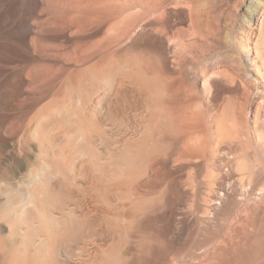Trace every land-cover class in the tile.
<instances>
[{"label": "rangeland", "instance_id": "rangeland-1", "mask_svg": "<svg viewBox=\"0 0 264 264\" xmlns=\"http://www.w3.org/2000/svg\"><path fill=\"white\" fill-rule=\"evenodd\" d=\"M209 1L207 0L210 5ZM233 1L235 2V0L212 1L218 2V9L216 3L213 6L214 12L211 13L217 12L215 15H211V18L215 16L212 18L215 21H211L214 29L216 27L220 29H216V32L213 30V36L219 33L218 38L214 36L216 40L211 39L209 40L210 44L207 43L208 46L206 44V47H201L203 50L201 52H205L204 54L199 52L198 48L195 49L198 52L190 49L195 52L190 51L191 56L190 52L188 53L189 50L186 51L188 55L185 57L186 54H184L183 59H180L181 62L180 60L179 62L184 64L187 61H183L188 56L190 57L186 59H190V61L188 60L191 63L189 66L192 67H188V70L192 69L189 70L192 72H189L190 74H193L194 70L195 72L198 71L197 69L200 70L199 67L208 61L206 59L210 57L209 55L213 56V53L216 55L215 52L231 62L223 61V59L222 65L233 66L234 60L239 64L240 51L234 41L235 35L232 36V33L238 32V30L235 31L238 28L231 24L226 27V24L231 22V16L228 13L234 7L232 6L234 5ZM203 2L206 1L203 0ZM257 2L258 0H245L241 11L245 15L246 22L250 23L249 14L257 7ZM218 16L223 17L224 21L220 22L217 19ZM61 17L56 15L54 8L52 9L50 0H0V203H5L6 206H4L9 209L8 217L12 222H15L13 218L17 216H20L21 220H25L24 222L22 220L26 224H22L24 229L22 230L25 233L23 235H25V250L28 256L40 253L43 255V252L46 251L47 264H100L101 262V264H250L251 262V264L260 262L264 264L263 212L259 205L255 203L248 205L242 200L246 191H264V100L260 102L259 117L255 121L258 124L254 123L255 127L250 124L247 128L248 133H244V136L241 135L242 138H238L239 142L233 139L231 143H220L212 153L203 155L207 157L203 158L204 163H201L204 161L201 156V158H197V156L196 159L193 157V161L202 159L200 163L193 162L186 157L192 163L187 165L189 160L186 158L182 162L181 159L177 160L179 153L182 152L181 146L178 148L181 152L177 151V143L181 145L182 141L179 137L181 134L177 133V130V132L174 131L176 129L174 121L177 120L171 119L170 122L168 119L172 117L171 113H166L167 110L174 107L168 109L162 105L161 108L163 107L164 110L160 111V106L155 105L156 102L159 103L156 101L158 96L152 98L151 94L145 95L148 91L145 92L141 87L144 92L138 91L140 90L139 86L132 83L127 77V73H132L136 67L140 73L143 69L146 73L142 72L144 76L146 75L145 77L137 69L135 70L137 72L134 73H138L139 78L143 76L144 79L140 78V80L144 81L146 78L149 79L147 76L151 74L149 69L151 67L155 69L157 66H153L160 65L161 62L164 67L162 65L158 67H162L161 69L165 72H161L162 70L157 68L160 71H157L158 74L160 73V77L161 73L168 76L176 68V73H174L178 74L174 76L178 77L177 79L180 81L188 72L186 69L188 64H181L182 68L178 67L179 62L175 63L178 59L177 57H175L176 60L174 57L172 58V49L170 50L166 44L167 40H163V44L165 43L163 45L158 35L150 28H146L143 32L140 31L141 33L133 35L135 38L132 37L133 40L131 39V42L126 44L122 50L123 53L121 52L122 57L121 54V58L119 57L122 61L120 63L123 65L125 61L130 64L132 60L135 63L138 62L137 65L131 62V66L127 67L126 63L127 66H122L127 69L117 72L116 75L115 73L111 75L112 79L116 76L115 80L108 78L107 81L112 80V83L106 82V80L105 82L108 84L101 83L106 78L103 76V70L99 71L101 68L98 70L95 67L94 70L89 69L94 65L95 57L94 61L90 60L92 66L89 68L87 65L84 67V63H80L85 60V57L87 59L86 55L91 54L90 50L89 54L87 50L83 49L86 48L85 43L94 41L95 38H99V35L88 33L89 23L87 24L88 20L86 19V22L83 16L79 18L82 20L78 21L79 24L76 22L79 27L76 25L73 29L71 28L72 30L69 28V20L67 21L64 16ZM171 18L170 24L167 25L169 35L184 26L183 29L187 28V24L176 17ZM218 21L226 31L222 30ZM215 22L218 24L216 25ZM67 25L68 28H66ZM34 42L36 47L29 45ZM211 42H213L212 45ZM156 44L159 47L158 52L155 51L158 48H156ZM204 47L205 49L209 47L211 50L206 52ZM165 48L166 52L164 53ZM161 54H164V57ZM219 55L216 59L218 62L214 60L218 64L222 59ZM81 57L84 59L83 61ZM204 58L206 59L202 60ZM98 60L96 59V62ZM139 61L143 64L140 65L142 68L139 66ZM75 63H79L81 67L77 64V66L74 65ZM150 63L153 66L150 67L152 65ZM236 63L235 66H238ZM133 64L136 67L131 68L134 66ZM244 65L242 63V66ZM146 66L150 68L146 70L148 68ZM167 67H171L170 70L173 71L169 72L166 70ZM128 68L133 70L129 72ZM179 72H182L181 78ZM134 73L132 74L136 75ZM163 75L162 79L165 78ZM167 76V80L171 78L169 81L173 83L174 76ZM123 77L128 78V85L126 84L127 79L124 81ZM167 80L163 79V81ZM178 80H175V83ZM179 81L178 83H180ZM175 83L174 86L178 84ZM166 84L168 85V83ZM169 84L171 85V82ZM136 88L139 89L136 90ZM160 95L167 98L162 91ZM160 95L158 97L161 99L159 104L165 99H162ZM143 96L155 99L153 101L157 112H153L154 107L152 106L154 105L152 103L154 102L149 100L150 97L145 98L146 101L152 102V105L149 103V107ZM158 98L157 100H159ZM232 100L235 107L242 108L241 104L244 103L242 99L232 97ZM166 102L168 106L169 104L171 106L174 101ZM176 107L178 108L179 105ZM152 108L153 110H150ZM253 110L257 112L254 107ZM163 111L168 114L167 118L170 113L168 119L163 115L165 114ZM162 112L163 114H161ZM154 118H156L155 122L152 121ZM56 122L62 123L59 129L54 126ZM169 122L173 123L171 124L173 130H171L176 137L171 134L172 131L168 127L170 126ZM251 128L258 129L263 138L260 140L256 136L251 137L249 133L253 130ZM153 130L155 134H153ZM249 136L252 138L251 140H249ZM248 140L251 142L249 143ZM234 141L239 144L237 145ZM123 147H126V151L128 149L135 151L139 147L133 153L138 152L139 156L141 155L139 153L142 152L144 156L143 161H141L142 156L138 157V160L141 159L139 165L136 164L137 168L131 170V166H128L131 171L126 169L129 172L124 173V177L119 175L118 171V174L114 173V169L117 167L113 160L117 153L120 154L118 157H124L123 154L126 151H123L125 150ZM240 147L243 149L239 150ZM223 151H228L231 155L234 154L235 161L232 164H226ZM152 153L154 154L151 155ZM135 154H133L134 160L131 159V156V161L137 160L136 156L134 157ZM127 155H131L129 151H127ZM215 155H217L216 158ZM151 159L152 161L154 159V164L151 163ZM174 159L177 160V165L173 162ZM147 161L152 164V167L154 165V171L148 172L146 169L148 165L145 168L142 167ZM169 161L170 163H168ZM122 169L125 168L122 167ZM241 169L243 172L245 171V174ZM116 170L124 172L121 168ZM225 174L230 175L226 176ZM217 176L219 181L223 176L224 181L222 180L220 183ZM212 178H214V182ZM238 178L240 181L244 180L240 182ZM229 182H234L237 189H235V184H232L234 187H228ZM239 183L242 185H238ZM239 194L241 196L238 197ZM11 215L14 217L11 218ZM42 219L48 223L53 222L50 229L54 228L53 231L46 232L40 229L37 233L35 232V228L38 227L37 225ZM0 223V225H4L5 233L7 221L3 222L0 218ZM48 233L50 234L48 235ZM42 239L44 241L46 239L47 247L43 246L42 248ZM39 243L42 244L39 247V249L42 248L41 251L46 248L43 252L37 253V244L39 245ZM257 250L259 253H256Z\"/></svg>", "mask_w": 264, "mask_h": 264}, {"label": "bare ground", "instance_id": "bare-ground-1", "mask_svg": "<svg viewBox=\"0 0 264 264\" xmlns=\"http://www.w3.org/2000/svg\"><path fill=\"white\" fill-rule=\"evenodd\" d=\"M50 1H52V9L54 8L56 10V15H59L60 18H62L61 16H64V18H66L67 21L69 20L68 21V24L70 23L69 24L70 30H72L73 27H76V25L79 27L78 21L81 20L79 18L80 17L82 18V16H83V18L85 17V19H84L85 21H86V19L88 20V22L86 21L87 24L89 23L88 24V28H87L89 31L86 29L88 31V33L90 32L93 35L94 34L95 35H99V38H97V39L95 38L94 41H91L89 43L88 42L85 43L86 44V46H85L86 48H83V49L84 50H87L88 52L90 50L91 54L89 52L90 55L89 56L86 55L87 56V59L85 57V60L82 59V57H81L82 61L83 60L84 61L83 62H80V63H84L83 64L84 67H85V65H87V67L89 68L90 66H92V63L90 64V62H91L90 60H92L95 57L94 59H95V62H96V59L98 60V58H99V60L96 63L93 62L94 65L92 67H90L89 69H91V68L93 69L95 67L96 69L101 68V70L98 69L99 71H102L103 70V72H104L103 76H105L106 78L103 81H101L102 80L101 79L100 80L101 83H103V82L104 83H106V82L112 83L111 81L116 77V76L113 75L114 78L113 79L111 78V75L113 73H115V75H116L117 72H119L121 70H124V69H127V67H130L131 66V62L135 63V61H133V60L130 61L129 60L130 61V64L127 63V61H125L124 65L121 64L120 62H122V61L120 60V58L122 57V53H123L122 50H123V48L126 46V44L129 41L131 42L132 37L135 38L133 35H136V33L140 32V31L143 32V30H145L146 28H150V30H152L156 35H158V38H159V40H160V42L162 44H163V40H167L166 44L168 45V47H170V50L172 49V58L174 57V59H175V57H177V59H178V61H175V63L176 62L178 63L180 59H183V55L184 54H186V55H184L185 57L188 55L186 51L189 50L188 53L190 51L192 52V50H190V49H193L195 51V49L198 48V50L200 49L199 52H201V50H202L201 47L202 46H205L207 43L210 44V41L209 40H211V39L216 40L215 38H218L217 35L219 34L218 33L216 36L214 35L215 36V38H214V36H213V30L215 31L216 29H219V28L215 26L216 29H214V27H213L214 25H212L213 24L212 21L214 20L212 18H214L215 16L214 17L212 16V18H211V15H215L217 12H215V14H211V13L214 12L213 6L216 3H217L216 4L217 5V9H218V2L214 3V2H212L213 0L212 1L211 0L209 1L208 0L211 3L210 5L208 4L207 0H205L207 2V4H205L206 2L204 3L203 0H50ZM216 1H218V0H216ZM235 2H236V0H235ZM235 2H234V5H232L234 7L232 8L231 12L230 11H228L230 13L227 12L228 15L230 14V16H231V22H229L228 19H227V21L229 23L226 24V27H227V25L229 26V24H231V26L233 25V27H237L238 28V29L235 28L236 30L233 28L235 31L238 30V32H235L233 30L235 33H232V36H233V34L235 35V40L234 39L233 40L236 41L235 44H237V46L239 47L240 56L237 53L238 56H239V59H238L239 60L238 61L239 64H237L236 63V60H234V62H232V64L234 63V65L231 66L230 65L231 62L229 60H227L226 58L225 59L222 58L221 55H219V54L218 55L222 59L220 58L221 59V62L218 64L217 63L218 60H216L217 57H218V55H217L218 52H215V54L217 56L214 55V53H213V56L212 55H209L210 57L208 59H206V58L202 59V60H205L206 59L208 61H206L205 63H203L201 65V67H199L200 70L197 69L198 70V71L196 70L197 72H195V70H194L195 73L193 72V74H190V73H192V72H190L192 69L189 68L190 71L188 70V67H191V66H189V64H191V63H189L190 59H188L189 61L186 60L187 58H190L188 56L183 61V62L187 61L184 64H188V65H186L187 66L186 69H187L188 72H186V73L184 72L185 75L183 77L181 76L182 72H179V74H180L179 77L181 76L183 78L182 79L180 77L181 78L180 81L177 79L178 77L175 78V76H174V75L177 76V74H178V73L175 74L177 69L176 68L174 69V66H173V69L175 70L174 71L175 73H174V72H170V71H173V70H170L171 67L170 68L167 67L166 70H169V72H170V74L168 76H171V77L174 76V78H173L174 80L172 79L174 81L173 83H172V81H169V80H171V78H168V80H167V78H166L167 74L164 73V75H163V73H161V77H160V73L159 74L157 73V71L160 72L159 70L162 67H164V65L161 64V62H160L161 60L160 59H159L160 60L159 61L160 62L159 64L162 65L161 68L158 67V66H160V65L157 64L158 62L156 63L157 65H155V66H153L152 63H150V64H152V65H150V67L151 66H153V67H156L157 66L155 68L156 70L153 69L152 67H151L152 68L151 69L149 66H146V67H148L146 70H148L150 68L149 69V72L151 73L150 75L149 74L147 75V76H149L148 77L149 79L146 78V80H149L148 82L146 80L141 81L146 76V75L144 76L145 70L144 71H143V69L141 70L142 66H140V65H143V64H141L142 62L139 61L140 62L139 66L141 67L140 68L141 73L144 72V73H142L144 77L143 76H142V78L140 77L141 80L138 77L140 75H137L138 73H134V72L139 71L138 70V67H136L134 64H133L134 66L132 65L133 67H131V68L136 67L135 70L137 69V71H135V70L132 71V73H134L136 75H133L130 72L133 69H131V68L129 69L128 68V71L130 73H127V77L132 81V83H134V85L135 84H136V86L138 85L139 88L141 87L145 92L147 90L148 93H145V95L151 94V97L152 98H154V97L156 98V96L159 97V95L161 94V91H162L167 96V98H166L164 95H160L162 97V99L165 98L164 100H162L164 103H165V101H168V100L169 101H172V102L173 101L174 102H177L176 104H173L174 102L171 103V106L172 107L170 106V104L168 106V104L166 102L165 103L166 106H165L164 103L162 104V101H161V104H159L161 99H159L158 97L157 98L159 100H157V98H156V101H159V103L156 102L157 104H155V102H154L155 99H153L154 100L153 101L150 96H145V98L146 97H148V98L150 97L149 100L150 101L152 100V102H154V103L151 102L153 105L154 104L156 106L159 105L160 106V111L163 109V107H168V109L174 107L173 109H169V111L166 108V110H167L166 113L167 112H170L171 113V116L172 117H170V119H168L169 116H170V113H169L168 118H167V115L168 114H166L164 111L163 112L165 114H163V112L161 114H163L164 116H166V118L169 121L171 119L173 121L174 120H177L176 122L174 121V123H175L174 126H176L175 127L176 129L174 131L175 132L178 131L177 133H180L182 135V137H181V135H179V137L182 139L181 145H180V143L179 144L177 143V146H178L177 147V151L178 150L180 151V149L182 151V152L180 151L181 153H179V157H178L177 160L181 159V162H182V160L185 161L184 158H186V157L189 158L192 161H193V157H195L194 159H196L197 156H198L197 158H199L201 156L202 159L203 158L206 159L207 157L203 156L205 153H208V154L212 153L213 149L215 147L218 148V145L220 143L221 144L223 142H228V143L230 142L231 143V141H233V139L238 140V138H242L241 135L244 136V133H248L249 130L247 128H248V126H250V124H252L253 126H254V123L258 124L255 121H257V119L259 117V110H260V107H261V105H260L261 103L260 102H263V100H264V3H263L264 0H258L257 7H256V4H255V7L256 8H254L253 11L249 14V16H250L249 17L250 23H249V21L248 22L245 21V19H244V16L245 15L241 11L242 10V7L244 6L243 4H244L245 0H237V2L236 3ZM212 3H214V4H212ZM250 7H252V6H250ZM171 17H176V19H178L181 22L187 24V28L183 29L185 26L183 28L181 27L182 29L175 30V31H173V33L171 35H169V33L167 31V25L170 24V18ZM223 17H225V16H223ZM223 17L218 16L217 19L220 20V22L221 21L223 22L224 21V18ZM76 22L78 24H76ZM218 22H217V24H218ZM220 22H219V24H220ZM215 24H216V22H215ZM221 25L222 24H220V26ZM174 26H175V23H174ZM66 28H68V25H67ZM221 28H223V27L221 26ZM171 29H172V27H171ZM222 30H225V29L223 28ZM30 32H32L31 29H30ZM217 32H219V31L217 30ZM85 33H87V32H85ZM212 36H213V38H212ZM218 41H219V39H218ZM133 43H136V42L133 41ZM161 43H160V45H161ZM158 44H156L157 45L156 48L158 47ZM212 44H213V42H211V45ZM214 44H215V42H214ZM233 44H234V42H233ZM29 45L36 47L35 46V42L33 44L30 43ZM129 45H131V44L129 43ZM26 46H27V44H26ZM207 46H208V44H207ZM81 47H82V45H81ZM127 47H128V45H127ZM138 47H139V45H138ZM205 47H204V49H205ZM209 47L212 48L213 46L212 47L209 46ZM209 47H208V49L207 48L205 49L206 52H207V50H209V51L211 50ZM92 49L94 50L93 52L91 51ZM158 50H159V47L155 51L158 52ZM132 51H134V50H132ZM157 52H155V53H157ZM163 52L164 53L166 52V48H165V51L163 50ZM191 52L189 53V55L191 54ZM195 52H198V51H195ZM195 52H192V53H195ZM212 52H214V51L212 50ZM201 53L204 54L205 52H201ZM78 54H80V53H78ZM85 54H87V52H85ZM120 54H121V57H120ZM210 54H212V53H210ZM83 55H84V53L82 54V56ZM78 56H77V58H78ZM161 56L164 57V54H161ZM132 57H133V55H132ZM156 58H158V57H156ZM94 59H93V61H94ZM165 60H164V63L166 62ZM214 60H216L217 62H215ZM222 60L223 61H225V60L229 61L230 62L229 65L230 66H228V65H222L221 64V63H223ZM78 61H79V59H78ZM78 61H76V62H78ZM180 62H181V60H180ZM126 63L128 64V66H127ZM137 63H135V64L137 65ZM179 63L177 64L178 67L181 64H183V63H180V64ZM225 63H227V62H225ZM235 63L238 66H235ZM242 63H244L245 65L242 66ZM76 64L77 63H75L74 65H76ZM77 65L79 66V63ZM122 65L123 66H127V67L125 68ZM145 65H147V64H145ZM183 65H182V67H183ZM167 66H169L168 63H167ZM79 67H81V66H79ZM165 67H166V64H165ZM182 67L180 66V68H182ZM74 68H75V66H74ZM157 68L158 69L160 68V69L158 70ZM180 68H178V69H180ZM195 68H197V67H195ZM81 70H82V68H81ZM125 71H123V72H125ZM128 71H126V72H128ZM163 71L165 72V70H162L161 72H163ZM139 73H140V71H139ZM172 73H174V74H172ZM79 74H81V73H79ZM122 74H124V73H122ZM162 75H163V77H165L163 79L164 80L166 79L167 81H163ZM124 76H126V75H124ZM108 78H111L112 80L109 79L111 81H107ZM128 78H124L123 79L124 81H125V79H127L126 80V84H127ZM105 80H106V82H105ZM175 80H178L180 83H178V81H177L178 84L175 83L176 82ZM164 82L168 83V85L166 83H165L166 85L165 84L162 85V83H164ZM170 82H171V85L169 84ZM174 83L177 84V85L174 86ZM106 84H108V83H106ZM136 86H133V87L135 88ZM139 88H136V90L139 89ZM141 88L138 91H141L142 90ZM143 90L141 92H144ZM141 92H140V94H141ZM149 92H151V93H149ZM157 93H159V94L157 95ZM232 97H236V98L238 97L239 99H242L244 101V103H245V104L243 103L244 106H243V104H241L242 105V108L235 107L234 106V101L232 100ZM143 98H144V96H143ZM145 98H144V100H145ZM149 100H147V101L145 100L146 103L148 102V104H147L148 106H149V103H150ZM151 103H150V105H152ZM168 103H170V102H168ZM155 105L152 106V107H154V111L153 112H157V111H155V108H156ZM162 105H163V107L161 108ZM176 105L177 106L179 105V107L177 108ZM253 107L257 109V112H255L253 110ZM150 110H153V108L150 109ZM158 110H159V108H158ZM252 110L254 111V113H253ZM158 116H159V114H158ZM158 116H157V118H158ZM155 119L156 118L152 119V121L155 122L154 121ZM162 119H163V117H162ZM170 122H169L170 126H168V127H170V130L171 129L173 130V127H172L173 125H171L173 123H170ZM61 124H60V122H56V124L54 126H55V128L59 129L61 127ZM152 124H150V125H152ZM156 124H154V125L156 126ZM157 126H159V125H157ZM163 127L166 128V126H163ZM251 129H253V130H251L249 132L250 135H251V137L252 136L253 137L256 136V138L257 139H260V140H261V138H263V135L260 133V131L258 129H256V128H251ZM151 131H152V129H151ZM172 132H171V134H174L175 135V133L174 132L172 133ZM153 134H155V131H154ZM245 135H247V134H245ZM175 137H176V135H175ZM251 137L249 138V140L252 139ZM177 138H178V134H177ZM244 138L247 139L246 137H244ZM249 140H248V142L250 143L251 141H249ZM179 142H180V139H179ZM234 142H233V144L236 143V142L235 143ZM238 142H239V140H238ZM238 142L236 143L237 145L239 144ZM143 143H140V144H143ZM147 143L148 142L146 141V144ZM240 144H242V143H240ZM252 144H253V142H252ZM256 144H258V143H256ZM130 146H128V147L130 148ZM179 146H181L180 149H178ZM231 146H232V144H231ZM224 147H225V145H224ZM242 147L244 148L245 146L243 145ZM242 147H240L239 150L243 149ZM248 147H250V146H248ZM125 148L126 147H123V149H125ZM137 148L139 149V147H137ZM138 149H136L135 151H137ZM142 149H143V147H142ZM123 151H126V149L123 150ZM127 151H129V153L131 154L129 156L127 155L128 157L126 156ZM127 151H126L125 154H123L124 157H122V156L121 157H118V155L120 156V154L117 153L116 156H114L115 159H113L114 162H115L116 167L117 168H121V170H124V172L123 171H119L120 169L115 171V169H117V168H115L114 169V173L116 172L118 174V172H119V175H121L123 177L125 176L124 173H126V172L128 173L129 171L133 170L134 168H137L138 166L136 164L139 165L140 159L142 158L141 161H143V157H144L143 154H142V152L139 153L141 155L138 156L137 155L138 152H136V154H135V153H133L135 151H132L131 149H128ZM243 151L245 153V150H243ZM139 152H140V150H139ZM230 152H232V151H230ZM233 153H235V152L233 151ZM133 154H135L134 157L136 156L135 159H137L136 161H138V163H136V161H131L130 160L131 156H132L131 159L134 160ZM145 154H146V152H145ZM153 154L154 153H152L151 155H153ZM121 155H122V152H121ZM217 155H215V158H216ZM223 155L225 157V162H226L227 165H230V164H232L235 161V158H234L235 156H233L234 154L231 155V153H229L228 151H225V152L223 151ZM241 155H242V153H241ZM245 155H246V153H245ZM250 155H251V153H250ZM213 156L214 155L212 154V157ZM125 157L128 158V159H126ZM138 157H141V158L138 160ZM208 157H210V156H208ZM249 157H247V158H249ZM170 158L171 157H169V159ZM238 158H239V155H238ZM238 158H236V159L238 160ZM254 158H255V156H254ZM189 159H187V160H189ZM202 159H200V160H194V161H196V163H197V161L200 163V161ZM242 159H243V157H242ZM171 160H172V158H171ZM177 160L174 159L173 162L176 163ZM190 160H189V162L187 161V165H189L188 163H191ZM214 160H217V159H214ZM148 161H150L149 158H148ZM148 161L146 163H148ZM167 161H168V159H167ZM207 161L209 163L210 159L207 160ZM153 162H154V159H153V161L151 159V163H153ZM178 162L180 163V161H178ZM204 162H205V160L203 162H201V163H204ZM146 163H144L145 165L142 166V167L145 168V166L148 165L146 167V169L148 170V172L149 171L152 172V171L155 170L154 169V165L152 167V164H149V163L146 164ZM168 163H170V161ZM183 163H186V162H183ZM196 163H194V164H196ZM141 164H143V163H141ZM176 165H177V163H176ZM227 165L224 164V166H227ZM128 166H131V170L128 169L129 168ZM132 166H134V167H132ZM181 166H183V165H181ZM185 166H186V164H185ZM224 166H223V168L225 169ZM232 166H231V168H233ZM122 167L125 168V169H122ZM171 167H173V166L171 165ZM237 168H239V167H237ZM126 169L129 170V171H126ZM226 169H227L226 171H228V168H226ZM242 169H243V167H242ZM242 169H241V171H242ZM246 169H244V170H246ZM137 170H139V169H137ZM221 170H223V169L221 168ZM226 171H224V172H226ZM247 171H248V169H247ZM121 172H123V173L121 174ZM224 172H223V174H224ZM236 172H238V171H236ZM89 173H90V171H89ZM243 173L245 174V171ZM228 175H230V174H228ZM228 175H226V176H228ZM250 175H252V174L250 173ZM244 177L246 178V176H244ZM222 178H223V176H222ZM222 178L220 179L221 181L223 180ZM240 178H238V180ZM133 179H135V178H133ZM212 179H213V182H214L215 181L214 178H212ZM215 179H217V178H215ZM248 179H250V178H248ZM242 180H244V179H241V181ZM218 181H219V177H218ZM221 181H219V182L221 183ZM232 181H233V178H232ZM234 182L233 183H230V185H228V187L229 186H232V184H235ZM243 182H245V181H243ZM238 185H242V184L239 183ZM234 186H236V184ZM234 186H232V187H234ZM247 186H249V185H247ZM225 188H226V185H225ZM235 189H237V186L235 187ZM245 189H247V188H245ZM248 189H250V188L248 187ZM221 194H223V193H221ZM239 196H241V195L239 194L238 197ZM222 197H224V195ZM242 200H243L244 203H246V204L248 203V205H249V203H255V204L259 205V207L261 208V210L263 212V217H264V191H260V192H257V191L256 192L255 191H253V192H247L246 191V193L244 194V196H242ZM4 205H5V203H2V202L0 203V218L3 220V222H6L7 221V228H6V232L4 233V231H5L3 229L4 225H0V264H47V261H46L47 257H45V252L46 251L43 252V250L48 245L46 239H45V241H44V239H42L43 241L41 240L43 245L41 243H39V245L37 244L38 251H39V252L37 251V253H40V251H41L40 249H42L43 246H46L41 251V252H43V255L44 256L41 255L42 253L28 256V254L26 253V250H25V244L26 243L24 241H26V240L24 238L25 235H23V233H24L23 230L24 229L22 228V226H23L22 224H25V223H23L25 220L22 219L23 220V222H22L20 216H17L16 218H13L15 216V214H18V213L15 212V214L12 213L14 215L13 217L11 215V218H13L15 220V222H12L11 219L8 217L9 216L8 215V213H9L8 210L9 209H7L5 207L6 205L5 206ZM20 212L21 211L19 210V213ZM23 217H25V216H23ZM6 218H7V220H6ZM44 219H45V217H44ZM45 220L42 219L40 221V223H38L39 225H37L38 226L37 228H39V229L35 228L37 231L34 229L36 233L40 229L42 231H46V232L47 231H49V232L53 231L54 228L52 230H50L51 227H52V225H53V222L52 223H48ZM26 221H27V219H26ZM38 222H39V220H38ZM67 227H69V226H67ZM259 229L260 228H258V230ZM35 232H34V234H36ZM49 234L50 233H48V235ZM40 245H42V248L39 249V247H41ZM259 245L261 246V244H259ZM261 247L263 248V246H261ZM259 250H257L256 253H259L258 252ZM106 257H108V256H106ZM250 260H253V259H250ZM51 263H53V262H51ZM261 263L262 262H260L259 264H261Z\"/></svg>", "mask_w": 264, "mask_h": 264}]
</instances>
